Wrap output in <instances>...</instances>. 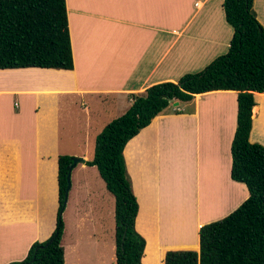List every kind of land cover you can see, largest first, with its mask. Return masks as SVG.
Here are the masks:
<instances>
[{
	"label": "crops",
	"instance_id": "crops-1",
	"mask_svg": "<svg viewBox=\"0 0 264 264\" xmlns=\"http://www.w3.org/2000/svg\"><path fill=\"white\" fill-rule=\"evenodd\" d=\"M66 1L74 68L0 69V264L22 260L34 242L53 234L60 155L86 159L71 171L64 209L80 231L97 188L108 190L97 166L87 164L97 135L129 109L133 94L178 82L227 53L234 32L224 0ZM254 8L264 26V0ZM254 95L250 140L264 145V92ZM175 102L124 150L139 202L136 229L147 241L143 264H164L168 249L199 250L200 228L250 195L231 176L238 92L214 90ZM67 226L65 264H116L115 231L108 251L97 225L90 237L74 239Z\"/></svg>",
	"mask_w": 264,
	"mask_h": 264
},
{
	"label": "trees",
	"instance_id": "trees-1",
	"mask_svg": "<svg viewBox=\"0 0 264 264\" xmlns=\"http://www.w3.org/2000/svg\"><path fill=\"white\" fill-rule=\"evenodd\" d=\"M255 0H224L233 36L227 53L178 82L165 81L133 94L129 109L97 135L94 157L115 197L116 264H143L147 241L136 229L139 202L133 192L124 150L127 143L172 102L190 101L214 90L238 92L237 129L232 143L234 180L249 197L227 216L200 228V248L168 249L164 264H264V145L252 142L254 92H264V26ZM73 69L74 57L66 0H0V69ZM72 156L59 157V213L53 234L36 241L23 260L8 264H65L63 211Z\"/></svg>",
	"mask_w": 264,
	"mask_h": 264
},
{
	"label": "rangeland",
	"instance_id": "rangeland-1",
	"mask_svg": "<svg viewBox=\"0 0 264 264\" xmlns=\"http://www.w3.org/2000/svg\"><path fill=\"white\" fill-rule=\"evenodd\" d=\"M63 115L66 117V113ZM66 122H67V119L64 120V127L62 130V136L65 139L64 144H66V140L68 136L70 135V129H69L68 124H66ZM76 135L78 134L76 133ZM93 143L91 146V157L93 153ZM99 180L103 186L104 181L101 178H99ZM71 182H72V179H71ZM106 192L107 193H104L103 190H101L99 187L97 188V192L92 197L93 206L90 207V209H92L93 212L89 210L91 217L90 218L85 217L84 220L81 222V224L78 225L81 227L80 231L78 227L72 221H69V209H66L63 211L64 214H62V217H63L65 226H67V222L69 221V225L67 227H69L70 229L69 237L71 239L81 237V236L86 237L92 232L93 226L97 225V226H94V228L97 229L99 235H103V237H105V241H107L106 244L108 245L107 250L111 251L112 246H114L115 244L114 243L115 242L114 241V231H115L116 219H115V210H114V197L108 192V190ZM69 196H70V193H69ZM79 200H83V197L81 196ZM82 204L83 202L79 205V207H81ZM88 237H90V235ZM15 261H18V260H15Z\"/></svg>",
	"mask_w": 264,
	"mask_h": 264
},
{
	"label": "water",
	"instance_id": "water-1",
	"mask_svg": "<svg viewBox=\"0 0 264 264\" xmlns=\"http://www.w3.org/2000/svg\"><path fill=\"white\" fill-rule=\"evenodd\" d=\"M176 104H178V101H176L175 102ZM72 160H73V163H72V165H71V171H72V169L78 164V163H80V162H85L86 161V159L84 158V157H78V156H73L72 157ZM68 186H67V197H68V195H69V191H70V189H71V173H70V175L68 176Z\"/></svg>",
	"mask_w": 264,
	"mask_h": 264
}]
</instances>
